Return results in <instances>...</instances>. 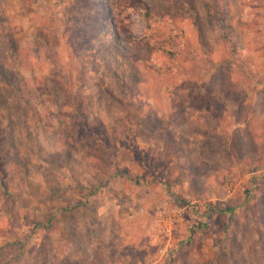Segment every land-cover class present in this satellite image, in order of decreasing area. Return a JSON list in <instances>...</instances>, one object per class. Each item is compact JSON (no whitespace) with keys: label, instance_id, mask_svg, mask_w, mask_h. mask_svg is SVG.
Segmentation results:
<instances>
[{"label":"rangeland","instance_id":"obj_1","mask_svg":"<svg viewBox=\"0 0 264 264\" xmlns=\"http://www.w3.org/2000/svg\"><path fill=\"white\" fill-rule=\"evenodd\" d=\"M141 1L0 0V264H263L264 0Z\"/></svg>","mask_w":264,"mask_h":264},{"label":"trees","instance_id":"obj_2","mask_svg":"<svg viewBox=\"0 0 264 264\" xmlns=\"http://www.w3.org/2000/svg\"><path fill=\"white\" fill-rule=\"evenodd\" d=\"M134 2H135V0H134ZM136 4L138 5V6H142V1L141 0H136ZM15 49V48H14ZM233 52H236V46H233ZM15 51H16V49H15ZM134 112V111H133ZM135 116L137 117V118H140V112L138 111V110H136L135 111ZM139 120V119H138ZM99 148H100V144H99V142L96 140L95 141V150L98 152V153H100V150H99ZM162 163V165L163 166H167L168 165V163H166V162H164V161H161ZM165 174L164 173H161V175L160 176H162V178H163V176H164ZM165 177L167 178V186L168 187H170V186H172V178L170 177V176H166L165 175ZM255 234H256V236L258 237V239H259V242H261V244L262 245H264V236H263V233H262V231L258 228V227H256L255 226ZM260 253H261V256H262V263L264 264V248L263 249H261V251H260Z\"/></svg>","mask_w":264,"mask_h":264},{"label":"built area","instance_id":"obj_3","mask_svg":"<svg viewBox=\"0 0 264 264\" xmlns=\"http://www.w3.org/2000/svg\"><path fill=\"white\" fill-rule=\"evenodd\" d=\"M162 253H164V250H161Z\"/></svg>","mask_w":264,"mask_h":264}]
</instances>
